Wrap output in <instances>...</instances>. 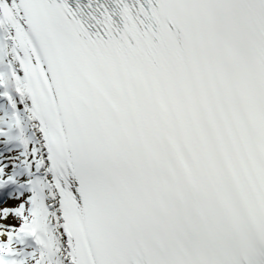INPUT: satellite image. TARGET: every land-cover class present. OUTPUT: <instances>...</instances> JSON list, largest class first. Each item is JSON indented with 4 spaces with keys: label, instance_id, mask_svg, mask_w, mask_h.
I'll return each instance as SVG.
<instances>
[{
    "label": "snow or ice",
    "instance_id": "obj_1",
    "mask_svg": "<svg viewBox=\"0 0 264 264\" xmlns=\"http://www.w3.org/2000/svg\"><path fill=\"white\" fill-rule=\"evenodd\" d=\"M0 264H264V0H0Z\"/></svg>",
    "mask_w": 264,
    "mask_h": 264
}]
</instances>
